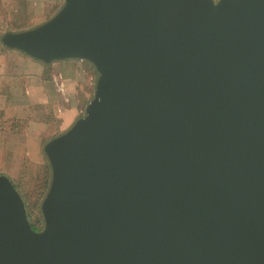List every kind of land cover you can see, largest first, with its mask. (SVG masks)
Returning <instances> with one entry per match:
<instances>
[{"label": "water", "instance_id": "water-1", "mask_svg": "<svg viewBox=\"0 0 264 264\" xmlns=\"http://www.w3.org/2000/svg\"><path fill=\"white\" fill-rule=\"evenodd\" d=\"M1 41L98 76L41 229L0 174V264H264V0H65Z\"/></svg>", "mask_w": 264, "mask_h": 264}, {"label": "crops", "instance_id": "crops-1", "mask_svg": "<svg viewBox=\"0 0 264 264\" xmlns=\"http://www.w3.org/2000/svg\"><path fill=\"white\" fill-rule=\"evenodd\" d=\"M52 2L58 11L65 0ZM84 63L68 59L46 64L0 46V168L6 167V157L8 162L27 157L32 163H46V143L75 123L82 106L92 100V91L94 97L98 74L89 78ZM16 118L28 122L24 131L12 130Z\"/></svg>", "mask_w": 264, "mask_h": 264}, {"label": "rangeland", "instance_id": "rangeland-1", "mask_svg": "<svg viewBox=\"0 0 264 264\" xmlns=\"http://www.w3.org/2000/svg\"><path fill=\"white\" fill-rule=\"evenodd\" d=\"M41 1L43 2V0H0V32L31 29L52 18L57 13V9H55V5L52 2L53 0H48V3L46 2L44 5ZM87 75L90 78L88 72ZM91 98H93V91ZM85 111L86 106L83 105L80 117L85 115ZM5 160L6 167L0 168V174L8 175L23 188L30 186L32 183V175L37 169V167L35 168L30 165L32 163L30 159L23 157L20 163L14 160L8 162V157ZM0 161H3L1 156ZM46 162L49 163L47 156ZM40 202L35 208L29 205H27V208L31 222H40L38 223V227H43L44 219L43 215H41L42 211L40 206L42 202Z\"/></svg>", "mask_w": 264, "mask_h": 264}, {"label": "trees", "instance_id": "trees-1", "mask_svg": "<svg viewBox=\"0 0 264 264\" xmlns=\"http://www.w3.org/2000/svg\"><path fill=\"white\" fill-rule=\"evenodd\" d=\"M4 33L5 32H3V31L0 32V46H3L1 38H2ZM84 64H86L88 66V68L90 69V70H88L89 76H92L93 74L94 75L97 74V71L95 70L94 66L91 63L85 61ZM1 115L2 114L0 113V116ZM27 124H28V122L25 119L16 118L11 123V128H12V130L22 132L27 127ZM30 165L32 167H35V168L37 167L36 171L32 175L31 185L23 188V187H21V185H18L15 181H13V182L15 183V185L17 186V188L19 189V191L23 195L26 204L35 208L36 206H38L39 202L41 200H43L44 196L46 195V193L50 187V183H51V179H52V170H51L50 164L47 162L46 163L33 162ZM40 206H41V204H40ZM41 215H43V214L41 213ZM38 223H40V222H38ZM38 223H34V225L37 226Z\"/></svg>", "mask_w": 264, "mask_h": 264}, {"label": "flooded vegetation", "instance_id": "flooded-vegetation-1", "mask_svg": "<svg viewBox=\"0 0 264 264\" xmlns=\"http://www.w3.org/2000/svg\"><path fill=\"white\" fill-rule=\"evenodd\" d=\"M33 224V227L36 229V230H39V229H41L42 227H38V225L36 226V225H34V223H32Z\"/></svg>", "mask_w": 264, "mask_h": 264}]
</instances>
